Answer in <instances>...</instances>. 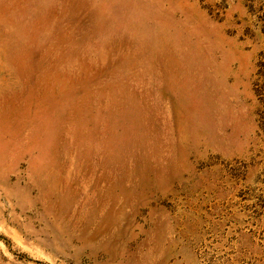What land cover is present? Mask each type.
Masks as SVG:
<instances>
[{
	"label": "rangeland",
	"instance_id": "374dc122",
	"mask_svg": "<svg viewBox=\"0 0 264 264\" xmlns=\"http://www.w3.org/2000/svg\"><path fill=\"white\" fill-rule=\"evenodd\" d=\"M0 264H264V0H0Z\"/></svg>",
	"mask_w": 264,
	"mask_h": 264
}]
</instances>
